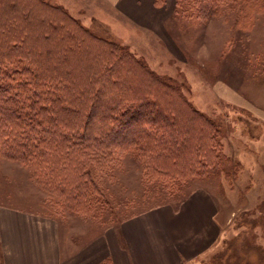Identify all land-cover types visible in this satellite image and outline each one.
<instances>
[{"label": "rangeland", "instance_id": "rangeland-1", "mask_svg": "<svg viewBox=\"0 0 264 264\" xmlns=\"http://www.w3.org/2000/svg\"><path fill=\"white\" fill-rule=\"evenodd\" d=\"M195 1L171 0L160 36L104 0H0V25L19 32L22 46L80 76L95 64L109 68L108 82L119 75L136 86L197 149L187 177L149 175L135 151L117 154L93 171L99 193L86 214L70 212L20 164L0 158V207L55 221L63 243L85 242L138 214L177 211L200 191L215 206L216 234L186 264H264V0H220L208 18ZM93 126L108 127L98 117Z\"/></svg>", "mask_w": 264, "mask_h": 264}, {"label": "trees", "instance_id": "trees-1", "mask_svg": "<svg viewBox=\"0 0 264 264\" xmlns=\"http://www.w3.org/2000/svg\"><path fill=\"white\" fill-rule=\"evenodd\" d=\"M162 2L154 0V5ZM220 4L196 0L194 6L199 16L208 18L218 13ZM3 24L0 158L20 164L40 190L62 201L70 212L86 214L89 199L99 193L93 171H103L117 154L127 151H135L149 175H193L190 161L197 151L193 137L184 136L162 108L141 98L136 86L127 88L119 75L116 83L108 82L111 70L99 64L85 76L66 70L59 58L22 46L19 32ZM54 60L57 66L51 67ZM126 70L130 76L132 71ZM113 88L117 96L109 94ZM97 117L108 125L106 129L93 126Z\"/></svg>", "mask_w": 264, "mask_h": 264}, {"label": "crops", "instance_id": "crops-1", "mask_svg": "<svg viewBox=\"0 0 264 264\" xmlns=\"http://www.w3.org/2000/svg\"><path fill=\"white\" fill-rule=\"evenodd\" d=\"M131 22L165 35L171 7L154 0H104ZM215 206L195 193L177 211L159 207L105 230L95 238L63 243L57 223L30 212L0 207V264H186L213 244Z\"/></svg>", "mask_w": 264, "mask_h": 264}]
</instances>
